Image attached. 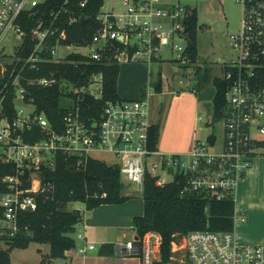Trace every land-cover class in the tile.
Listing matches in <instances>:
<instances>
[{
  "label": "built area",
  "instance_id": "2783aa9c",
  "mask_svg": "<svg viewBox=\"0 0 264 264\" xmlns=\"http://www.w3.org/2000/svg\"><path fill=\"white\" fill-rule=\"evenodd\" d=\"M237 1L242 24L230 35L236 56L221 66L220 77L227 82L222 143L215 147L216 141L198 139L189 155H165L150 146L148 98L106 99L98 112H90L87 97H103L101 65L131 61L140 52L158 58L164 45L185 62L186 45L172 40L178 35L187 44V22L196 6L181 0H128L122 11L100 7L93 34L69 41L74 23L89 16L90 0H0V157L12 165L0 176V235L15 234L20 215L37 208L39 195L53 187L43 184L44 169L55 167L59 154L82 167L90 158L103 160L98 152L112 153V164L140 191L148 172L164 185L179 171L185 174L184 194L205 191L224 199L234 191L256 148L264 146V0ZM55 63L69 65L60 77ZM88 65L94 70L85 77ZM56 82L64 100H71H63L61 126L38 111L33 93L36 86ZM235 215L245 219L237 208ZM161 241L158 231L149 230L118 241L115 248L154 264ZM94 247L88 241L82 250ZM172 250V260L181 253V264H264V243L239 241L234 230L194 229L173 241Z\"/></svg>",
  "mask_w": 264,
  "mask_h": 264
},
{
  "label": "trees",
  "instance_id": "16d2710c",
  "mask_svg": "<svg viewBox=\"0 0 264 264\" xmlns=\"http://www.w3.org/2000/svg\"><path fill=\"white\" fill-rule=\"evenodd\" d=\"M104 0H90L85 8L89 13L74 23L69 41H82L93 34L92 24L95 22L96 12L102 8ZM199 28L197 9L188 18L185 58L183 66L197 63L199 49L197 33ZM178 61V59H176ZM60 68L56 73L60 77L63 67L69 66L55 63ZM87 74L93 71L88 65ZM98 70V67H95ZM104 77V94L101 99L87 97L92 104L88 111L98 112L106 99H119L118 78L120 64L101 65ZM200 68L196 67L195 74ZM76 74L73 70L70 74ZM210 70H205L203 79H209ZM215 92L212 97V122L222 119L227 99V82L220 76L213 77ZM196 90L195 87H193ZM38 111H44L54 126L62 125L64 95L60 83L52 86H36L33 88ZM10 109H13L10 106ZM210 124V122H208ZM160 128L153 124L150 129V146L156 147L159 140ZM209 142H215L216 136L210 132ZM264 145V142H263ZM12 170L10 163L0 157V176ZM51 183L52 188L46 189L38 197L37 208L23 212L19 217V230L15 234L0 235L5 239L6 247L0 249V264H13L11 251L15 247H25L31 241L48 243L50 254L43 256L41 262L51 261L53 258L65 257V251L77 246L74 235L77 224L84 218V211L80 208L68 209L70 202L81 201L85 210H91L102 203H122L131 195L124 194L125 184L119 166L108 164L98 158H90L82 167L73 164V158H65L59 154L55 167L44 169L43 184ZM185 174L181 171L164 185L157 183V176L147 173L142 191L144 199V213L133 219L138 235L143 237L149 230H156L162 237L161 256L154 264H168L173 256V241L179 240L194 229L210 228L214 230H234L236 221V199L233 191L224 199L212 198L203 192L182 193ZM102 253L113 252V244L107 243Z\"/></svg>",
  "mask_w": 264,
  "mask_h": 264
},
{
  "label": "rangeland",
  "instance_id": "374dc122",
  "mask_svg": "<svg viewBox=\"0 0 264 264\" xmlns=\"http://www.w3.org/2000/svg\"><path fill=\"white\" fill-rule=\"evenodd\" d=\"M182 3H189L197 8L199 28L197 33L199 60L197 63H190L183 66L184 62L176 60L177 52L170 51L168 45L161 47L160 57L149 58L144 52H140L138 57L132 62L123 61L120 63V76L118 80V93L123 98H135L134 91L138 92L141 84H147L148 79L157 80L158 70L162 67V82L164 85V92H167L166 98L168 100L169 94L173 88H180L186 85L188 77L192 78L191 85L187 86L189 90L191 86L195 87L193 90L195 94L200 95L201 98V112H200V135L206 136V133L213 132L216 136V146L218 147L224 137V119L212 122V97L215 92L213 83L214 76L222 75V64L224 61L235 58V49L232 46L230 35L240 30L242 24V5L237 0H181ZM128 0H104L101 10L113 9L115 12L122 11ZM179 45H186V39L176 35L172 40ZM184 67V68H183ZM196 67L200 68L198 74H195ZM210 70L209 79L205 81L203 76L205 70ZM181 71H184L181 73ZM171 78L168 75H172ZM151 75V77H150ZM184 75V77H181ZM182 83H180V81ZM148 85V84H147ZM146 85V86H147ZM152 87L154 85L151 84ZM173 87H170V86ZM145 88V87H144ZM197 91V93H196ZM177 92V90H175ZM165 97V96H159ZM137 98V97H136ZM70 99L64 102H70ZM167 102V101H166ZM207 121L210 124H207ZM204 140H208L205 138ZM97 156L102 158L108 164L116 161L114 154L109 152H98ZM252 165L254 164V173L250 179L240 184L239 188H235L233 196L236 199V207L238 209H247L249 202H255V216L252 222H242L240 219L235 221L234 231L239 241L252 243L256 241H264V146L256 148V154L252 158ZM250 167V168H251ZM249 168V169H250ZM248 169V170H249ZM248 172V171H247ZM170 179V175L167 176ZM122 181L126 186L130 185L135 188L136 183L128 180L122 174ZM130 190H133L130 188ZM134 192V190L132 191ZM139 194V193H138ZM142 194V193H141ZM139 194V198H143ZM136 197V198H137ZM83 205L81 201L70 202L67 206L72 209L75 206ZM90 210H86L88 214ZM248 211V210H247ZM83 223L77 224L78 229L82 227ZM77 246L80 245L79 235H75ZM264 243V242H262ZM5 239L0 238V249L6 247ZM50 254V245L48 243H41L31 241L25 247H15L11 251V261L13 264H82V254L80 257L73 256L70 258L58 257L53 258V261L41 262L43 256ZM159 254V253H158ZM139 257L137 255H127ZM161 253L158 255L159 259ZM181 253H175L172 264H181ZM171 264V263H169Z\"/></svg>",
  "mask_w": 264,
  "mask_h": 264
},
{
  "label": "crops",
  "instance_id": "0c3cea01",
  "mask_svg": "<svg viewBox=\"0 0 264 264\" xmlns=\"http://www.w3.org/2000/svg\"><path fill=\"white\" fill-rule=\"evenodd\" d=\"M132 61H128V63ZM162 67L163 65L161 64V67L158 69L161 70L158 72L157 80L154 79L153 81L149 78L147 81L148 85L141 84L140 88L137 89L138 92L134 91V95L130 96H135V98H148L151 120L153 124H158L160 128L159 140L156 145L157 148L165 155L169 153L189 155L193 151L196 141L198 139H205L209 135V133H206V136H202L199 132L202 97L194 93L193 86L190 87L193 90L186 88L191 85L192 80V78L188 77V82L186 85H182L181 89L173 88L168 92L170 94L167 100V92H164L165 87L162 82ZM183 72L181 71V73ZM170 76L172 77L173 74L168 75L169 78H171ZM181 77H184V75H181ZM179 81L182 83L181 80ZM153 83L154 85L152 87L151 84ZM170 87L173 86L171 85ZM160 95L165 97L160 98ZM152 159L156 160L158 158L152 156ZM253 173L254 164L248 170L245 177L240 180L237 189L244 179L247 182ZM138 193L141 194L142 191L138 190L136 186L133 188L130 185H125L124 194L131 195V197L122 203H102L91 209L88 214H86L84 203L82 206H75L85 213L83 220L80 222L83 223L82 227L79 229L77 227L74 233L76 236L77 234L82 235V237H79L81 246L67 249L65 251V257H80L82 254V264H142L140 257L123 255L115 248L118 241L133 238L138 234L133 219L136 215H142L144 213V199L137 197L139 196ZM236 208L240 216H245V219L241 220L242 222L248 221L250 223L257 218L254 212L255 202H249L248 206H246L247 209L242 208L240 210L238 206ZM88 241L94 242L95 247L82 250ZM262 242L264 241L252 243ZM107 243L113 244L114 251L112 253H102V250L105 249L104 245ZM74 261L73 259L71 264H74Z\"/></svg>",
  "mask_w": 264,
  "mask_h": 264
},
{
  "label": "water",
  "instance_id": "95a60500",
  "mask_svg": "<svg viewBox=\"0 0 264 264\" xmlns=\"http://www.w3.org/2000/svg\"><path fill=\"white\" fill-rule=\"evenodd\" d=\"M135 238H138V235H136Z\"/></svg>",
  "mask_w": 264,
  "mask_h": 264
}]
</instances>
